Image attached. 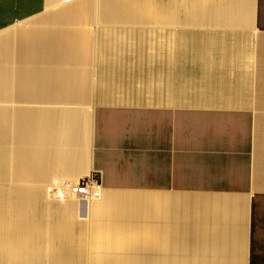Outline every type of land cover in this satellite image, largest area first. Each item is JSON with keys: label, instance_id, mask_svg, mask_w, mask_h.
Segmentation results:
<instances>
[{"label": "crops", "instance_id": "1", "mask_svg": "<svg viewBox=\"0 0 264 264\" xmlns=\"http://www.w3.org/2000/svg\"><path fill=\"white\" fill-rule=\"evenodd\" d=\"M256 89L264 0H0V264H264Z\"/></svg>", "mask_w": 264, "mask_h": 264}, {"label": "built area", "instance_id": "2", "mask_svg": "<svg viewBox=\"0 0 264 264\" xmlns=\"http://www.w3.org/2000/svg\"><path fill=\"white\" fill-rule=\"evenodd\" d=\"M71 1L73 0H65V2ZM53 183L55 187L86 201L100 200L104 195L99 173H92L78 179L56 178Z\"/></svg>", "mask_w": 264, "mask_h": 264}, {"label": "rangeland", "instance_id": "3", "mask_svg": "<svg viewBox=\"0 0 264 264\" xmlns=\"http://www.w3.org/2000/svg\"><path fill=\"white\" fill-rule=\"evenodd\" d=\"M261 98L264 101V89H256V100L253 107L256 111L258 122L260 124L264 121V104H259V100Z\"/></svg>", "mask_w": 264, "mask_h": 264}, {"label": "bare ground", "instance_id": "4", "mask_svg": "<svg viewBox=\"0 0 264 264\" xmlns=\"http://www.w3.org/2000/svg\"><path fill=\"white\" fill-rule=\"evenodd\" d=\"M120 229V228H119ZM123 239V238H122ZM124 240V239H123ZM123 240H121V241H123Z\"/></svg>", "mask_w": 264, "mask_h": 264}]
</instances>
